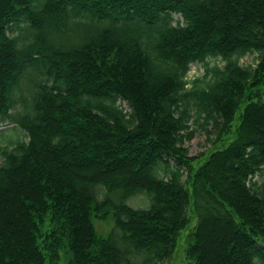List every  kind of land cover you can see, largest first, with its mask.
<instances>
[{"label": "trees", "instance_id": "trees-1", "mask_svg": "<svg viewBox=\"0 0 264 264\" xmlns=\"http://www.w3.org/2000/svg\"><path fill=\"white\" fill-rule=\"evenodd\" d=\"M33 63L27 139L0 151V264H156L188 208L185 264H264V0H0V122ZM191 113L214 133L201 160Z\"/></svg>", "mask_w": 264, "mask_h": 264}, {"label": "rangeland", "instance_id": "rangeland-1", "mask_svg": "<svg viewBox=\"0 0 264 264\" xmlns=\"http://www.w3.org/2000/svg\"><path fill=\"white\" fill-rule=\"evenodd\" d=\"M174 17H179L178 14L172 13ZM106 22H102L101 25L105 24ZM174 23V21H173ZM91 28H94V25H90ZM27 28V23L25 21H20L17 24H12V29L9 31V34L18 35L21 30ZM23 32V31H22ZM24 33V32H23ZM256 53H249L241 56L239 58V62L242 64H246L252 62L254 60ZM210 64L217 63L218 65L222 64V60L220 59H212L209 61ZM41 68L39 64H26L21 71L20 77L17 81V84L12 88L11 92L9 93V98L12 100V105L9 109L11 118H7L1 120L0 122V151L2 149H9L12 145L26 141V134L25 131L19 127L17 123H15V117L19 116L20 114L26 112L30 113L32 111V103L35 98L36 93V82L40 77ZM203 73L202 67L198 63H191L189 69L187 70V75L189 77L195 75H201ZM117 103L123 108V110H129L128 104L121 100L117 101ZM242 105L239 106L241 109ZM238 110H236L234 118L231 122V127H234V124L237 122V115ZM200 119H196L194 113H191V117L188 120L189 128H192L193 134L191 138L184 142V146L187 149L186 155L189 157H196L201 160L204 155L211 149L209 146L211 139L214 136V133L210 131H205L200 127ZM209 128V125L207 126ZM210 132V133H209ZM220 143L217 142L214 144V147H220ZM184 178V176L182 177ZM256 179L258 183L263 180V176L257 175L253 177ZM126 203L133 208H145L148 206L147 198L142 195H134L131 196ZM188 216V223L187 225L180 230L177 235L175 247L173 252L169 258H165L156 264H185V256H184V248H185V240L186 236L189 231L193 228L195 224V217L192 213V210L188 208L187 210ZM93 226L101 235H106L112 229V221L107 218L105 221L102 219L95 218L93 220ZM215 230L211 233L206 234V239L202 240L203 245L202 249L204 252L210 255V257L220 258L219 248L215 246L217 241H219L220 236L216 235ZM215 250V251H214ZM137 264H140L142 261L141 256H136L133 259ZM221 262V261H220ZM58 264H64V261H60Z\"/></svg>", "mask_w": 264, "mask_h": 264}]
</instances>
